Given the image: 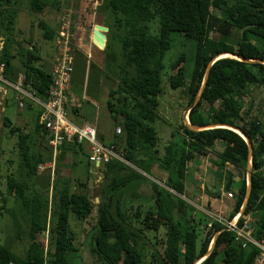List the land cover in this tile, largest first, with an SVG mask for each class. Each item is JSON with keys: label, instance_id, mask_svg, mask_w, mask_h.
<instances>
[{"label": "trees", "instance_id": "obj_1", "mask_svg": "<svg viewBox=\"0 0 264 264\" xmlns=\"http://www.w3.org/2000/svg\"><path fill=\"white\" fill-rule=\"evenodd\" d=\"M14 5V0H0L2 25H5V16L11 17L12 11H8V8ZM46 6L40 0H31L30 8L38 14H42ZM105 9L108 32L105 34L104 53L108 56L112 39H117L121 46V54L114 64L108 59L104 61L108 66L105 68L111 73L109 77L118 81L117 89L109 94L107 108L114 126H120L122 135L114 134L111 145L123 148L125 159L149 174L154 163L158 162L155 159L158 137L152 124L158 119L164 59L171 48L172 35L181 34L193 43L191 59L181 56L172 65L175 73L170 81L173 88H181L192 105L201 90L207 67L217 55L232 53L246 60L264 61V0H234L231 3L228 0H106ZM153 23H157L156 34L152 33ZM39 27L46 39L55 40L56 30L43 22ZM6 30L11 32L9 28ZM31 48L35 50L33 44ZM41 60L34 53L28 57L26 48L15 39H8L0 51L4 77L13 82L15 76L21 73L31 91L46 97L52 76L40 64ZM251 86L264 87V64L232 57L216 60L211 66L201 98L190 110L188 118L193 126L231 125L250 139L253 145L251 195L242 216L250 215L255 219V235L259 237L264 234V100L260 104V113L252 116L254 102L248 92ZM245 100L250 102V106L245 113H241ZM217 101H221V106L214 109ZM205 102L209 105L207 111H204ZM4 125L10 128L12 135H18L24 179L32 181L38 167L52 161L51 151L48 147L46 153L40 151L38 142L25 136L20 128L13 127L10 119L5 118ZM181 128L184 136L181 142H174L171 149L177 180L167 181L166 186L188 197L185 188L188 163L196 153L208 155L218 150L220 173L214 176L218 179L224 176L227 179L226 191L232 195L236 192L228 217V220L233 219L242 210L248 186L246 181L235 186L233 174L225 169L227 164L236 169H247L249 148L246 141L228 128L193 131L184 122ZM42 132L41 127L37 126L38 139H43ZM100 140L106 143L104 138L100 137ZM64 151L86 154L84 146L77 149L65 145L62 154ZM62 154L59 161L63 158ZM104 167V182L100 189L94 191L98 199V221L92 237V252L98 264H144L139 241L145 231L158 234L163 228L165 239H156L155 245L160 247L154 248L152 255L155 264H194L208 252L215 236L223 228L221 223L210 221L211 226L206 225L208 229L199 249L193 246L187 251L184 246L189 244L190 235L198 236L194 220L182 217L188 205L152 182L154 194L149 198L153 201L152 206L140 223L141 227H135L120 210L122 194L117 195L116 192L128 187L134 178L146 181L145 176L133 170L131 174L126 173L127 176H121L122 172L131 169L117 160ZM20 179L7 177V194L14 196L23 210L20 211L28 216L31 222L29 235L32 238L49 231V249L44 252L31 247L24 257H19L0 244V264H76L79 249L74 244L76 236L71 231L70 216L83 222L93 212L95 203L86 193L88 184L82 180L72 182L65 179L60 185L58 179H54L52 196L48 198L46 194H28L27 181L22 179V175ZM207 195L219 196L211 192ZM113 198H117L116 213L112 210ZM2 201L3 208L13 212L5 207L7 201L3 196ZM239 223H243V217ZM255 256L253 247L242 248L231 231H222L217 236L212 253L200 264H254Z\"/></svg>", "mask_w": 264, "mask_h": 264}, {"label": "rangeland", "instance_id": "obj_2", "mask_svg": "<svg viewBox=\"0 0 264 264\" xmlns=\"http://www.w3.org/2000/svg\"><path fill=\"white\" fill-rule=\"evenodd\" d=\"M40 1L47 5L42 14H38L31 10V0H14L15 5L12 8H8V11H12L10 12L11 17L5 16V25H2L0 20V43H2L1 46L4 48L8 39H15V41L20 42L26 48L28 57L33 53L39 55L42 59L40 64L47 70L54 64L58 44L56 38L53 41L45 38L43 31L39 27L41 22L46 23L50 28L56 30L58 35L61 23H63V19H65L64 22L69 21L70 32L74 38L75 31L81 32L85 25L89 26L90 31L94 28L93 25L95 22H97L96 25H102L104 27L107 22L105 9L106 0ZM228 1L231 3L234 0ZM15 11L16 14L14 13ZM218 14L222 15L219 11ZM151 26L152 33L156 34L155 30L157 28V23H153ZM7 28H9L11 32H9V30L7 32ZM74 38L72 40L73 44H75ZM31 44L35 47L34 51L31 48ZM191 45H193L192 41L188 40L185 36L181 34H173L171 37V48L168 50L164 59L165 68L162 75V94L159 97V107L157 109L158 119L152 124L157 131L158 137L155 150V159H157L158 162L154 163L153 169L147 174L127 161L125 165L131 170H128L127 172L124 171L120 175L123 176L126 173L131 174L130 172L133 170L145 176L146 181L134 178L127 185L128 187L116 192L117 195L122 194L120 205L122 208L120 210L129 218V221H131L135 227H141L140 223L144 220L146 212L152 206L151 204L153 201H150L149 199L154 194L152 182L157 184L161 189H164L170 194L184 200L188 207L184 210L182 217L186 220H194L198 235L196 237L190 235L189 244L184 246L187 251L191 250L193 246L197 250L199 249L201 241L208 229L206 225L209 224L210 227V221L214 219L216 220L218 217L223 220L228 219L230 215L229 211L231 212L233 209L236 199V192H233L232 198H229L226 195L228 193L226 191L227 179L224 178V176H222L221 179L214 176L215 173H220L218 172L220 170H218L217 166L219 163L218 150L211 151L208 155H200L196 153L188 163V175L185 181V188L188 197L185 195L181 196L166 186L168 183L167 181L177 180L176 165L171 161V149L174 142H181L182 136H184L181 123L185 121V115L188 114L189 116L191 110L188 98H186L181 88H173L170 82L171 77L175 73L172 71V65L176 63L181 56H185L188 60L191 59ZM13 46L15 47V45ZM93 51L98 57L96 55L90 57V61L97 63L95 64L93 62L91 63V66L92 68L93 66H98L102 71V97H105L106 95L109 100V94L111 91L117 89L118 81L109 77L111 76V73L105 68L108 66L104 61L108 59L111 64H114L117 56L119 57L121 54V46L117 39H112L110 41L108 56L105 55L103 48L98 44L93 43ZM99 57H102L100 61L101 63L96 60ZM248 92L252 96L254 102L252 116H256L260 113V104L264 100V87L251 86L248 89ZM203 106L204 111H207L209 105L205 102ZM220 106L221 101H217L214 105V109H217ZM249 106L250 102L245 100L241 113H245ZM103 109L107 112L109 117L107 120L110 121L109 123L104 124V130L110 134L116 126H114L111 119L112 116L108 111L107 103ZM105 112L104 114H106ZM68 116L72 120V115L68 114ZM7 117L11 120L13 127L20 128L25 136L30 137L32 140L34 139L39 145L41 143V146L43 147H40L41 151L46 153L47 147L46 145L43 146V141L36 137V129L37 126H39L38 108L36 106H26L25 108L20 109L18 103L14 99V93L10 92L4 112H0V244L10 248L17 256L24 257L27 250L31 247L46 252L47 249H49L50 234L49 231H47L32 238L29 235L31 222L28 216H25L24 212H22L23 210L16 203L14 196H9L7 194L8 176L20 179V175H22V179L27 181L24 179L25 169L20 156L18 135H12L10 128L4 125V120ZM260 120L263 121L261 117ZM119 135H122V133ZM105 142V144L109 145L110 138H106ZM180 144L181 143H179V145ZM84 149L86 154L82 153V155H80L79 164L77 166L69 161L58 160L53 168L55 172L54 179H58L60 185H62L61 182L65 180L67 176L72 182H81L82 180V182L88 184L86 193H88L89 197L94 200L93 202L95 204L93 212L83 222L77 221L71 215L70 227L71 231H73L76 236L74 244L79 249L76 264H98L97 258L92 252V237L98 221V199L95 198L96 192L94 191L96 188L100 189L102 186L106 168L104 166L97 168L90 162L89 165V153L87 152V147L85 146ZM251 162H249L250 166H252ZM50 166L49 162L40 168L43 170V180H38L37 177H35L32 181H27L28 190L26 192L28 194L29 192L41 196L46 194L48 195V198L52 196L54 180H51L53 171ZM225 171L235 174V179L237 180L236 183L238 185L243 181H246L248 184L247 169H236L232 165L227 164ZM49 183L51 184L50 188ZM238 185L235 186L238 187ZM208 192L219 194L220 196L218 197L227 203L226 205L230 206L228 212H217V209L211 206L209 199H207ZM2 196L5 197L7 201L5 207L13 212H7V210L3 208L4 204ZM113 199L112 210L116 213L118 211V204L116 202L117 198ZM138 212H140V214L136 217L135 214ZM174 212L177 213V210L175 209ZM12 213H14V216ZM252 219L253 221L255 220L254 218ZM164 232V228L161 229L158 234H155L152 231H145L143 238L139 241V246H141V251L143 253L144 264H155L152 257L153 251L154 248L158 247L159 249L160 247L155 245L157 243L156 239L158 238L159 241H163L165 239ZM160 251L162 250L160 249Z\"/></svg>", "mask_w": 264, "mask_h": 264}, {"label": "built area", "instance_id": "obj_3", "mask_svg": "<svg viewBox=\"0 0 264 264\" xmlns=\"http://www.w3.org/2000/svg\"><path fill=\"white\" fill-rule=\"evenodd\" d=\"M73 38L69 21H63L56 37L57 56L51 72L52 84L46 97H40L31 91L30 87L25 84L23 74H20L13 82L7 80L3 74L4 65H0V112H4L10 92L14 93V99L20 109L26 106L38 108V125L42 129L47 146L52 153L51 180H54L53 168L65 145H72L76 148L86 146L89 151L88 161L97 168H101L113 160L127 163L123 148L105 145L99 140L95 126L90 124L79 126L68 116L76 53L75 44L72 42ZM1 45L2 43H0V51L3 48ZM121 133V128H116V134ZM226 195L229 198L233 197L231 193ZM241 217H243V223H239ZM215 221L221 223L223 227H229V231L234 234V240L242 248L253 247L256 250L254 264H264V234L259 237L255 235V223L252 216H242L240 212L231 220H223L218 217Z\"/></svg>", "mask_w": 264, "mask_h": 264}, {"label": "crops", "instance_id": "obj_4", "mask_svg": "<svg viewBox=\"0 0 264 264\" xmlns=\"http://www.w3.org/2000/svg\"><path fill=\"white\" fill-rule=\"evenodd\" d=\"M64 20L65 19H63V21ZM96 24L97 22H95V24L93 25L94 28L91 29L90 31H89L90 29L89 26L85 25L84 29L81 32L75 31L74 33L75 34L74 43L77 49H76V53L74 56V71L72 74V82H71V101L69 104V114L72 115L71 118L74 121V123L79 126H83L86 124L95 126L98 131L99 140H100V137L104 138V140H106V138H110L109 145H111L112 144L111 141H113L114 139V134H116V128L118 127L113 129L110 134H108V132L104 130V124L110 122L107 120V118L109 119L107 112H105V110L103 109L108 99L106 95L105 97H102V90H103V82L101 81L102 71L98 68V66L97 67L93 66L92 68L91 63H93L94 61H90V57L96 55L93 51V34H94V29H95ZM56 56H57V53H56ZM101 58L102 57L97 58L96 59L97 62L101 63L100 62ZM94 63L97 64L96 62ZM52 69H53V66L50 67L47 71L51 74ZM17 73L18 72H16V74ZM20 74L21 73H18L15 76V80ZM104 112L106 114H104ZM43 136H44L43 139L39 137V140L43 141V146L46 145V147H48L44 133H43ZM100 141L102 142V140ZM39 147L43 148L41 146V143ZM41 148H40V151H41ZM87 152L89 153V151ZM62 155H63L62 160H65L66 162L69 161L73 165L77 166L79 164L80 155H82V153L79 152L75 154L71 151H64ZM46 164H41L38 167V172L36 175L38 180H43L42 178L44 176L42 175L43 170H41L40 168ZM65 179H70V178H68L67 176V178ZM233 179H234L233 180L234 185H237L235 174H233ZM207 199H209L211 206L217 209V212L218 211L228 212L230 206L226 205L227 203H225L218 196L208 197ZM229 214H230V211H229Z\"/></svg>", "mask_w": 264, "mask_h": 264}, {"label": "water", "instance_id": "obj_5", "mask_svg": "<svg viewBox=\"0 0 264 264\" xmlns=\"http://www.w3.org/2000/svg\"><path fill=\"white\" fill-rule=\"evenodd\" d=\"M107 32H108V29L106 27H104L102 25H95L94 34H93V43L94 44H98L99 46H101L103 48V50L105 49V45H106V35H105V33H107ZM223 55H228V56H230L232 58H236V59L241 60V61L259 62V63L264 64V61H262V60H258V61H256V60H246V59L240 57L239 55L232 54V53H221V54L217 55L209 63V65L207 67V71H206V74H205V78H204L201 90H200L199 94L197 95V97L195 98V101L192 103L191 109L197 104V102L201 98V95L203 93V90H204V88L206 86V82H207L208 77H209L211 66L213 65V63L216 60L221 59V56H223ZM184 122H185L186 126L189 127L193 131H200V130L209 129V128H228L230 130H233L234 132L239 134L246 141V143L248 145V148H249V162H251L252 153H253V145H252L250 139L240 129H238L236 127H233L231 125H227V124H214V125H208V126H193L189 122L188 114L185 115V121ZM249 164L250 163H248V166H247V176H248L247 195H246L245 202H244V205H243L242 210H241V215H243L244 209H245V207H246V205H247V203L249 201L250 195H251L252 169H251V166ZM222 231H229V227L225 226L217 233V235L215 236V238H214V240H213L208 252L205 255L199 257L194 264H200L205 258H207L212 253L214 245H215V241L217 239V236Z\"/></svg>", "mask_w": 264, "mask_h": 264}, {"label": "bare ground", "instance_id": "obj_6", "mask_svg": "<svg viewBox=\"0 0 264 264\" xmlns=\"http://www.w3.org/2000/svg\"><path fill=\"white\" fill-rule=\"evenodd\" d=\"M225 57H230V56H228V55H223V56H221V58H225ZM199 263V262H198Z\"/></svg>", "mask_w": 264, "mask_h": 264}]
</instances>
